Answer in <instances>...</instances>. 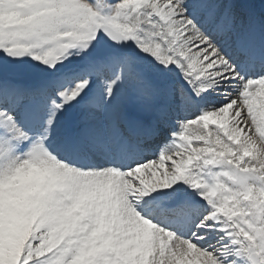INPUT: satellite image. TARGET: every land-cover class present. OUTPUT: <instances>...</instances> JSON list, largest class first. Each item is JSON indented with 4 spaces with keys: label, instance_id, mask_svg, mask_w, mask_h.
Returning <instances> with one entry per match:
<instances>
[{
    "label": "snow or ice",
    "instance_id": "obj_1",
    "mask_svg": "<svg viewBox=\"0 0 264 264\" xmlns=\"http://www.w3.org/2000/svg\"><path fill=\"white\" fill-rule=\"evenodd\" d=\"M0 264H264V0H0Z\"/></svg>",
    "mask_w": 264,
    "mask_h": 264
},
{
    "label": "rangeland",
    "instance_id": "obj_2",
    "mask_svg": "<svg viewBox=\"0 0 264 264\" xmlns=\"http://www.w3.org/2000/svg\"><path fill=\"white\" fill-rule=\"evenodd\" d=\"M161 171H163V170H161Z\"/></svg>",
    "mask_w": 264,
    "mask_h": 264
}]
</instances>
